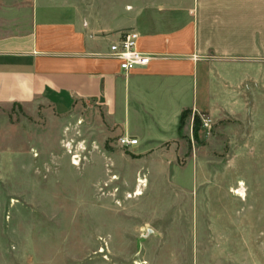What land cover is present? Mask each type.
<instances>
[{"label":"rangeland","instance_id":"374dc122","mask_svg":"<svg viewBox=\"0 0 264 264\" xmlns=\"http://www.w3.org/2000/svg\"><path fill=\"white\" fill-rule=\"evenodd\" d=\"M246 85L236 115L182 111L143 153L94 106H0V264H264L261 81L256 108Z\"/></svg>","mask_w":264,"mask_h":264},{"label":"crops","instance_id":"0c3cea01","mask_svg":"<svg viewBox=\"0 0 264 264\" xmlns=\"http://www.w3.org/2000/svg\"><path fill=\"white\" fill-rule=\"evenodd\" d=\"M128 29L151 60L124 74L108 50ZM244 81L252 108L261 81L264 141V0H0V106H94L139 153L171 140L182 111L236 115Z\"/></svg>","mask_w":264,"mask_h":264},{"label":"built area","instance_id":"2783aa9c","mask_svg":"<svg viewBox=\"0 0 264 264\" xmlns=\"http://www.w3.org/2000/svg\"><path fill=\"white\" fill-rule=\"evenodd\" d=\"M139 34L133 29L123 30L117 33V37L109 45L108 57L118 62L120 70L127 74L130 71L145 67L151 60V56L138 50ZM211 120L204 121L208 127ZM135 138L121 136L117 139V145L121 148L137 146Z\"/></svg>","mask_w":264,"mask_h":264},{"label":"bare ground","instance_id":"6f19581e","mask_svg":"<svg viewBox=\"0 0 264 264\" xmlns=\"http://www.w3.org/2000/svg\"><path fill=\"white\" fill-rule=\"evenodd\" d=\"M137 182H138V183H140V181H139V180H138ZM141 182H142V181H141ZM138 190H139V189H138ZM139 194H140V192L138 191V192H136V193H135V196H137V195H139ZM236 194H238V195H239V193H238V192H236Z\"/></svg>","mask_w":264,"mask_h":264}]
</instances>
